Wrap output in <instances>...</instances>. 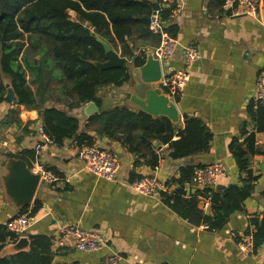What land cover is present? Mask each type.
I'll return each instance as SVG.
<instances>
[{
	"label": "crops",
	"instance_id": "crops-1",
	"mask_svg": "<svg viewBox=\"0 0 264 264\" xmlns=\"http://www.w3.org/2000/svg\"><path fill=\"white\" fill-rule=\"evenodd\" d=\"M148 1L155 3L158 0ZM172 6L175 8L166 21L167 27L176 26V39L180 44L195 45L201 55L193 68L185 94L177 100L170 99L180 115L179 121L174 124L178 129H184L186 117L201 119L213 134L208 152L173 160L169 156V144L154 141L152 150L137 144L141 152L132 153L130 145L124 144L123 139L115 140L99 134L101 124L92 121V118L103 111L115 107L143 111L132 101H125L128 93L142 95L150 89L143 83L140 67H135L133 60L126 63L125 59L131 75L127 84L121 88L108 87L100 92L102 107L99 114L91 116L86 113V105L68 110L80 121L81 132H87L94 138L95 145L118 157L120 172L115 181L99 178L87 171L74 140L66 141L63 147L55 145L43 133L38 111L8 101L0 105V129L7 128L1 122L12 109L18 111L23 124L22 128L12 125L0 131L9 134L5 140L0 139V150L5 149L2 143L7 141L12 154L24 150L36 151L37 161L33 166L41 164L62 177L72 178L71 184L53 186L40 183L30 205L39 201L42 208L33 218L25 237H52L54 264H111L108 260L114 256L121 258L115 264H264V243L255 248L254 254H244L239 248L243 236L252 235L254 239L257 222L264 224V132L256 131L249 111L258 75L264 70V0L256 16H234L230 4L222 7L213 0H163L164 9ZM71 16L76 19L75 12L72 11ZM128 44L135 56L144 52L147 59L159 45L153 38L141 39L137 36ZM113 49L122 57L121 44ZM182 67L181 50L171 61L161 64L163 74ZM162 91L169 97L165 90ZM58 108L67 110L64 105ZM244 130L255 132L256 153L248 160L250 170L259 179L252 197L244 202L242 210L230 216L220 230L204 229V224L195 225L181 217L168 203L177 188L168 183L181 177L182 168L221 162L227 167L228 175L221 179L216 190L223 189L217 192L231 185L243 184L247 174L239 171L231 145L238 140L243 142ZM14 134L18 135L16 140ZM21 137L19 144L17 140ZM178 139L174 137V140ZM152 154L160 158L157 168L149 164ZM1 163L0 167L4 168ZM6 174V168L1 170L0 223L5 225L21 210L7 198L3 185ZM149 176L166 182L167 192L153 197L136 192L132 185ZM198 193H203L201 187L185 186L186 199ZM200 196L199 209L204 215H212L211 209L203 211V196ZM71 225L103 234L107 245L90 253L79 252L72 246H59L57 238L60 230ZM10 244H13L12 241ZM7 255L12 254L4 256Z\"/></svg>",
	"mask_w": 264,
	"mask_h": 264
},
{
	"label": "trees",
	"instance_id": "trees-1",
	"mask_svg": "<svg viewBox=\"0 0 264 264\" xmlns=\"http://www.w3.org/2000/svg\"><path fill=\"white\" fill-rule=\"evenodd\" d=\"M213 1L222 7L227 4V0ZM174 8L164 9L163 0L155 3L148 0H0V105L7 102V79L18 97L16 105L38 111L42 131L55 145L63 147L68 140H74L79 148L95 145L94 138L80 131V121L68 110L90 102L101 108L100 92L108 87L121 88L131 78L126 65L111 70H100L94 65V62L106 61L99 40L114 48L121 44L126 63L133 60L135 67H142L147 55L141 52L135 56L128 41L137 36L153 38L160 43L161 37L150 31L151 18L159 14L166 22ZM72 11L76 13V19L71 16ZM166 30L177 38L176 26ZM56 82L59 84L54 87ZM59 105H64L67 110H61ZM249 111L256 131L264 132V103L255 109L251 102ZM92 121L100 122L99 134L123 139L124 144L130 145L132 153L141 152L137 144L151 150L154 141L169 144V156L173 160L206 153L213 140L208 126L198 118L186 117L185 128L178 129L166 117L155 118L143 111L115 107L94 116ZM1 124L7 128L23 126L16 109L10 110ZM245 130L243 142L235 141L231 151L239 171L247 177L242 180V185H231L222 192L214 191L212 215H204L198 207V196H205L204 191L190 199L185 198V186L192 183L196 169L204 166L184 167L181 177L168 183L177 187L168 203L181 217L195 225L204 224L208 230H220L252 197L259 179L250 170L248 160L256 153L255 132ZM174 137L179 139L174 140ZM17 142L21 144L22 137ZM4 157L23 160L30 168L37 161V153L32 150L7 153ZM159 162V156H150V166L157 168ZM41 208L42 204L35 202L33 206L21 209L18 216L34 218ZM256 226L254 245L258 248L264 243V224L257 222ZM29 238V251L1 257L15 236L7 224L0 223V264H54L53 238L45 235Z\"/></svg>",
	"mask_w": 264,
	"mask_h": 264
},
{
	"label": "built area",
	"instance_id": "built-area-1",
	"mask_svg": "<svg viewBox=\"0 0 264 264\" xmlns=\"http://www.w3.org/2000/svg\"><path fill=\"white\" fill-rule=\"evenodd\" d=\"M228 5L234 16H256L262 6V0H227ZM153 35L160 36L161 41L153 53L155 59L160 60L161 64L171 61L175 54L181 50L183 56V67L181 69L170 70L163 74L161 88L171 100H177L185 94V90L192 78L194 66L200 61L201 55L195 45L182 46L180 42L167 32V24L159 14H154L149 24ZM254 108L257 109L264 103V70L257 78L255 92L252 97ZM3 148H9L10 143H2ZM79 158L84 162L87 171L95 176L115 181L120 172V162L118 157L97 145H85L79 148ZM32 172L40 175V183L57 186L60 184H71V177H62L53 171L48 170L41 164L33 166ZM228 175L227 167L217 162L208 166L196 169L192 181L195 187H201L204 191L202 209L208 212L213 203V193L218 187L222 178ZM132 187L141 195L153 197L160 193L167 192L166 182L157 177H143L136 181ZM33 218L29 215H22L14 218L7 223L8 230L15 236L14 242L27 236L33 223ZM208 229V226H203ZM12 242V243H14ZM57 243L61 247L72 246L79 252H97L107 245L106 237L93 231H87L79 226L63 227L57 238ZM239 248L244 254H254L255 245L252 235H245L241 238ZM121 258L114 256L108 260L115 264Z\"/></svg>",
	"mask_w": 264,
	"mask_h": 264
},
{
	"label": "water",
	"instance_id": "water-1",
	"mask_svg": "<svg viewBox=\"0 0 264 264\" xmlns=\"http://www.w3.org/2000/svg\"><path fill=\"white\" fill-rule=\"evenodd\" d=\"M105 50L106 61L94 62V65L100 70H111L122 68L125 65V59L122 58L113 47L99 40ZM139 72L142 75V81L149 86L142 95L126 94L125 101H132L140 107L145 113L158 118L166 117L171 122L177 123L180 115L178 108L169 97L165 96L162 89L158 88L157 84L162 79L163 73L161 62L155 59L153 54L148 56L145 65L140 67ZM7 94L6 101L17 103L18 97L10 84L6 83ZM86 113L93 116L100 113L99 107L90 102L86 104ZM1 165L6 168L7 174L3 177V185L7 194V198L16 206L17 209H23L30 206L34 202L37 190L40 185V175L34 174L26 162L16 158L4 159ZM223 188H218L220 191ZM30 249V240L28 237L20 238L16 243L7 246L2 254L6 253L18 254L27 252Z\"/></svg>",
	"mask_w": 264,
	"mask_h": 264
},
{
	"label": "rangeland",
	"instance_id": "rangeland-1",
	"mask_svg": "<svg viewBox=\"0 0 264 264\" xmlns=\"http://www.w3.org/2000/svg\"><path fill=\"white\" fill-rule=\"evenodd\" d=\"M28 45L29 44H27V47L26 48H28ZM119 51V53H121L120 52V50H118ZM162 80V79H161ZM5 82L6 83H8L9 84V80H5ZM160 83H161V81L159 82V86L161 87V85H160ZM57 84H59L58 82H56V85ZM162 89V88H161ZM59 106H61V105H59ZM5 129H8V128H2V129H0V131L1 130H5ZM9 134H6L4 131H2V132H0V139H2V140H5L6 139V137L8 136ZM14 136H15V140H16V137L18 136V135H15L14 134ZM3 150V149H2ZM2 150H0V156L2 155V154H6V153H12V151H11V148L9 149V148H6V149H4L3 151ZM4 160V157H0V162L1 161H3ZM4 168H2V167H0V172H1V170H3Z\"/></svg>",
	"mask_w": 264,
	"mask_h": 264
}]
</instances>
